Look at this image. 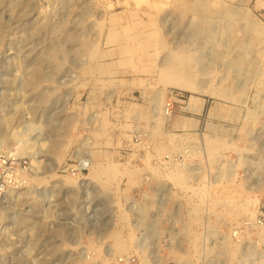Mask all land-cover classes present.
<instances>
[{"label":"rangeland","instance_id":"374dc122","mask_svg":"<svg viewBox=\"0 0 264 264\" xmlns=\"http://www.w3.org/2000/svg\"><path fill=\"white\" fill-rule=\"evenodd\" d=\"M0 159L65 222L0 264H264V0H0Z\"/></svg>","mask_w":264,"mask_h":264},{"label":"built area","instance_id":"2783aa9c","mask_svg":"<svg viewBox=\"0 0 264 264\" xmlns=\"http://www.w3.org/2000/svg\"><path fill=\"white\" fill-rule=\"evenodd\" d=\"M15 160L10 159L7 162L0 159V258L8 255L26 254L30 258L41 256L45 263L47 255L51 254L52 244L50 242L62 239V237L58 238L53 234V230H57V226H61L65 222L62 218L51 219L46 214H40L42 212L37 210L38 201H35L32 194H30L31 201L27 213H17L9 210L15 196L21 195L26 189H30V179L27 173L28 162L24 160L17 164ZM88 168V158L83 157L78 165H70L66 169V173L78 180L81 184L80 187H84L88 185L87 177L84 175ZM43 197H47V192ZM24 214L28 218L26 225L22 228L16 227V223H19V216ZM42 224L46 225L43 226ZM30 264H35L34 259ZM39 264H42V262Z\"/></svg>","mask_w":264,"mask_h":264},{"label":"bare ground","instance_id":"6f19581e","mask_svg":"<svg viewBox=\"0 0 264 264\" xmlns=\"http://www.w3.org/2000/svg\"><path fill=\"white\" fill-rule=\"evenodd\" d=\"M117 37L118 36H117L116 31L113 30L110 32L109 39L114 40ZM93 53H94V50H93ZM98 64L104 65L102 62L98 63ZM102 65H100L101 68H103ZM37 75H40V73L37 72ZM58 161H61V158H59ZM128 168L129 167H127V168L125 167V168L121 169V168H119V164L115 163V162H109L106 165H101L99 163H96V164H94V167H93V171H94L93 173H94V176L100 181L102 186H103V184H104V186H108L111 183V180L113 179L114 176H117L120 174L124 175V173H128L129 172ZM56 175H58V174H56ZM103 175H106V177H104ZM45 182H47L45 178H39V177L31 176L30 177V190L33 189L34 187L38 186L39 184H42ZM63 182H64L65 186L69 187V185H72L73 183H75V178L67 175V177H64ZM251 201L254 202L255 204H258L259 198L258 197L253 198ZM120 235H122V234H118L115 231V234H113V238H114V246L119 251H122L125 248V242H124L125 240H123L122 239L123 237L122 236L120 237ZM90 247H92V246H90Z\"/></svg>","mask_w":264,"mask_h":264}]
</instances>
